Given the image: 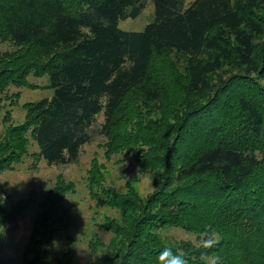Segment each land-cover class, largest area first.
<instances>
[{
  "label": "trees",
  "instance_id": "1",
  "mask_svg": "<svg viewBox=\"0 0 264 264\" xmlns=\"http://www.w3.org/2000/svg\"><path fill=\"white\" fill-rule=\"evenodd\" d=\"M147 3L0 0V42L13 46L0 49V99L14 104L21 91L11 87H37L30 75L49 74L54 90L25 103L19 123L5 113L0 173L29 154L74 163L100 134L107 156L132 152L139 172L159 179L144 197L129 182L120 191L92 160L90 196L116 215L97 223L111 236L89 240L91 264H161L165 249L186 264H264V0H153L143 30L119 27ZM75 191L59 176L45 192L23 264L51 263L55 237L74 222L65 198ZM32 201L9 211L0 203V229ZM167 226L201 242L167 244ZM210 237L216 243L206 247ZM53 264H74L69 245Z\"/></svg>",
  "mask_w": 264,
  "mask_h": 264
},
{
  "label": "rangeland",
  "instance_id": "2",
  "mask_svg": "<svg viewBox=\"0 0 264 264\" xmlns=\"http://www.w3.org/2000/svg\"><path fill=\"white\" fill-rule=\"evenodd\" d=\"M186 1L188 4L193 0ZM154 15L153 0H148L145 10L137 18L122 19L119 21V27L129 31H141L154 19ZM12 47L10 42H0L1 50ZM178 64L182 67L180 59ZM28 79L37 87L19 89L11 87L10 92L21 91V96L14 104L4 95L0 99V133L6 126L4 115L7 111H11L13 122L19 123L25 117V103L46 97L50 98L53 95L54 90L49 85V74L41 77L30 75ZM155 115L153 116L155 117ZM101 121H103V115L98 116V123ZM105 143L106 138L95 133L92 141L83 146L79 159L74 163L50 165L46 160H37L29 154L14 169L0 173V203L3 204L6 211L16 207L20 200L33 196L29 207L15 221L7 222L3 227L1 226L0 231L5 238L0 239V264H23V253L30 238L33 221L38 211V203L59 176L66 181H73L76 185V191L68 193L65 198V204L71 207L74 222L68 230L59 232L55 237L50 247V264L54 263L56 257L62 255L67 245L70 246L74 254V264L92 263L95 255L89 249V240L95 233H98L105 242L111 236L110 233L100 230L97 223L103 222L105 215H116L115 209H111L107 205L97 206L96 200L90 196L87 176L92 160L96 159L104 165L107 174L106 183L115 186L120 191H125L129 182L144 197L152 192L154 182L159 179L158 172L154 170H147L141 174L132 152L123 151L107 156ZM35 151H38V146L35 141L31 140L29 152ZM160 234L163 241L170 245H176L180 241H191L196 245L201 242L196 233L179 226H167L160 230Z\"/></svg>",
  "mask_w": 264,
  "mask_h": 264
},
{
  "label": "clouds",
  "instance_id": "3",
  "mask_svg": "<svg viewBox=\"0 0 264 264\" xmlns=\"http://www.w3.org/2000/svg\"><path fill=\"white\" fill-rule=\"evenodd\" d=\"M152 178L150 179V183ZM216 243L215 239L210 237L204 241L206 247H212ZM161 264H186V261L180 256H176L172 253L171 249H165L164 252L160 254Z\"/></svg>",
  "mask_w": 264,
  "mask_h": 264
}]
</instances>
